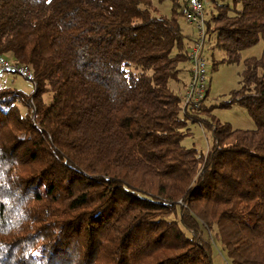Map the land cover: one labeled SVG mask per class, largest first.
Here are the masks:
<instances>
[{
    "label": "trees",
    "instance_id": "1",
    "mask_svg": "<svg viewBox=\"0 0 264 264\" xmlns=\"http://www.w3.org/2000/svg\"><path fill=\"white\" fill-rule=\"evenodd\" d=\"M168 1L0 0V55L33 84L0 87V264H264V0L204 9L205 50L214 33L224 51L211 69L263 41L216 104L251 129L208 92L184 104L195 34ZM187 118L212 132L206 153L182 144Z\"/></svg>",
    "mask_w": 264,
    "mask_h": 264
},
{
    "label": "rangeland",
    "instance_id": "2",
    "mask_svg": "<svg viewBox=\"0 0 264 264\" xmlns=\"http://www.w3.org/2000/svg\"><path fill=\"white\" fill-rule=\"evenodd\" d=\"M158 8L163 13H168L171 7V3L165 0L159 3L155 0ZM228 2V1H225ZM241 4L237 5L240 8ZM205 8L210 15L212 11L211 2L205 3ZM207 14V15H208ZM181 24L185 32H187V23L184 17L180 18ZM263 48V41L260 39L255 45L243 50L241 52L242 58L239 63H223L219 64L216 69H211V64L215 60H220L224 57V51L215 46V34L212 33L209 41L208 48L205 50V58L208 64L207 84L209 87L208 96L204 101L205 106H213L211 113L219 118L221 121H226L231 124L233 128L251 129L255 128V122L252 116L248 113L247 109L242 105H231L229 107L216 106L221 101H226L229 98V92L232 89L238 88L242 83V61L249 56H260ZM5 58L11 60L9 54L2 55ZM11 86L19 88L25 92H31L33 90V84L30 80L26 79L22 75L13 73L0 74V87ZM169 86L175 92H178V88L174 86V81H169ZM53 92L48 91L43 95V99L46 103L52 100ZM202 119L209 116L201 113L199 115ZM185 128L189 133L183 138L182 144L186 147H194L198 152L206 153L212 144V132L202 125L199 120L192 118L186 119ZM214 264H227L223 254L219 251L213 254Z\"/></svg>",
    "mask_w": 264,
    "mask_h": 264
},
{
    "label": "built area",
    "instance_id": "3",
    "mask_svg": "<svg viewBox=\"0 0 264 264\" xmlns=\"http://www.w3.org/2000/svg\"><path fill=\"white\" fill-rule=\"evenodd\" d=\"M182 15L195 29V37L189 49L190 77L183 92L185 105H193L202 100L208 90V64L204 56L207 38V26L204 3L206 0H181ZM15 73L28 80L32 71L26 65L8 60L0 55V74Z\"/></svg>",
    "mask_w": 264,
    "mask_h": 264
},
{
    "label": "crops",
    "instance_id": "4",
    "mask_svg": "<svg viewBox=\"0 0 264 264\" xmlns=\"http://www.w3.org/2000/svg\"><path fill=\"white\" fill-rule=\"evenodd\" d=\"M206 3H208V0H206ZM186 29H188L187 32H186L187 34H192V35L195 34L194 27L191 24L187 23V28ZM184 68L185 69L182 71V73L180 75L181 76V81L178 82V87H180L181 91H183L186 83L189 80V71H188L189 65L187 64L186 66H184ZM208 91H209V87H208L207 92Z\"/></svg>",
    "mask_w": 264,
    "mask_h": 264
}]
</instances>
